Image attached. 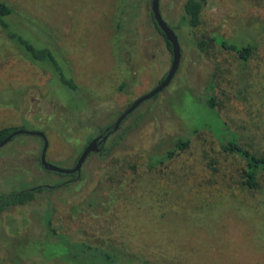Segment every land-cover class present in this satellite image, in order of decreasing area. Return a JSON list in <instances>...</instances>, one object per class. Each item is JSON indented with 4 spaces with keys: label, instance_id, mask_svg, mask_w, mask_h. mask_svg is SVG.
<instances>
[{
    "label": "rangeland",
    "instance_id": "rangeland-1",
    "mask_svg": "<svg viewBox=\"0 0 264 264\" xmlns=\"http://www.w3.org/2000/svg\"><path fill=\"white\" fill-rule=\"evenodd\" d=\"M0 1L13 8L15 29L50 49L77 86L69 90L0 29V130L43 132L56 167L73 168L91 139L171 68L152 0L127 8L126 0ZM186 1L160 0L182 49L173 82L123 123L104 154L87 158L78 180L43 168L38 136L19 135L0 149V194L68 183L0 214V264H65L59 245H47L49 214L58 235L152 264H264V174L248 191L243 163L221 151L211 130L194 133L204 125L218 132L222 119L264 155V0H206L195 32L183 22ZM213 34L245 37L258 49L248 63L214 44L201 53L197 39ZM214 85L218 110L207 106ZM177 139L190 147L151 168Z\"/></svg>",
    "mask_w": 264,
    "mask_h": 264
},
{
    "label": "trees",
    "instance_id": "trees-1",
    "mask_svg": "<svg viewBox=\"0 0 264 264\" xmlns=\"http://www.w3.org/2000/svg\"><path fill=\"white\" fill-rule=\"evenodd\" d=\"M205 3L206 0H187L184 5L183 22L193 32H195L202 25V13ZM130 4V0H126L123 6L127 8ZM13 14V8L5 2L0 1V29L4 35L20 49H22V51L26 53V55L33 62H42V64L45 63L43 65H45L48 69H52L54 74L59 77L65 87L69 90H76V85L73 83L72 78L65 74L64 67L56 59L55 54L48 48L39 49L32 41L24 37L18 30L15 29V26L10 21V17ZM153 21L156 29L164 37L166 44L171 51L170 43L166 40L154 18ZM172 29L174 30V28ZM240 40L241 41L238 42L236 40H229L223 36L213 34L211 37L197 39L195 46L201 53H205L209 45L214 44L227 52L235 54L242 63H248L257 51L258 46L250 42L249 39H245V37ZM213 78L214 80L216 79L215 75ZM214 92L215 85L212 86V94H210L207 100V106L211 109L218 110ZM219 118L221 119L220 116ZM221 124V130L218 132L213 131V128L210 125H204L196 128L194 133L203 129L211 130L219 142L221 151L239 159L243 163V168L241 170L242 186L248 191H255L260 185L261 174H264V155H256L251 152V150L241 142L239 134L232 131L226 121L221 119ZM15 130L17 129H1L0 142L7 138ZM190 145L191 141L189 139H177L174 142L173 149L168 150L164 157H158L157 160H152L153 162L150 167L155 168L157 165L164 164L165 161L173 160L176 155L187 150ZM104 153L105 151L102 154ZM71 177H73V181L80 178H78L77 175H72ZM66 184L68 183H63L53 187L38 186L2 193L0 194V214L17 206L22 207L29 205L37 199L39 194L43 192L52 193L55 188ZM45 224L51 239H53V242L48 243L47 245H59L61 250L60 255H57L58 257L53 256V258L57 257L65 264H152L147 260L138 258L134 254L117 247H104L87 242H74L65 235H58L52 228V214H49V216L45 219Z\"/></svg>",
    "mask_w": 264,
    "mask_h": 264
},
{
    "label": "water",
    "instance_id": "water-1",
    "mask_svg": "<svg viewBox=\"0 0 264 264\" xmlns=\"http://www.w3.org/2000/svg\"><path fill=\"white\" fill-rule=\"evenodd\" d=\"M152 14L153 18L164 34L166 40L170 43L171 45V53L173 56L172 60V65L171 68L166 75V77L151 91L148 93L140 96L138 99H136L131 106L124 111L120 117L117 119L115 122L113 129L110 131L109 134L107 135H101L94 140H92L86 149L83 151L81 154L80 158L78 159L76 165L71 168V169H63L56 167L52 164H50L47 159V151L49 148V141L46 137V135L43 132H38V131H29L25 129H18L17 131H14L11 133L7 138H5L3 141L0 142V149L9 144L15 137L19 135H31V136H38L44 140V148L42 150V154L40 157L41 165L43 168L49 172L57 173V174H62V175H77L79 178L82 172V168L84 163L86 162L87 158L94 153H99L102 149L99 147L100 144H105L109 135L117 132L123 122L129 117L130 114H132L134 111H136L143 103L154 99L161 93H163L173 82L175 76L177 75L180 64H181V59H182V49L179 41V37L177 36L176 32L168 25V23L164 20V17L161 13L160 9V0H152Z\"/></svg>",
    "mask_w": 264,
    "mask_h": 264
},
{
    "label": "flooded vegetation",
    "instance_id": "flooded-vegetation-1",
    "mask_svg": "<svg viewBox=\"0 0 264 264\" xmlns=\"http://www.w3.org/2000/svg\"><path fill=\"white\" fill-rule=\"evenodd\" d=\"M152 15H153V14H152ZM60 63H61V62H60ZM72 81H73V79H72ZM73 83L75 84L74 81H73ZM75 85H76V84H75ZM71 91L76 92V91H77V86H76V90H71ZM130 106H131V105H130ZM130 106H129V107H130ZM129 107H128V108H129ZM128 108H127V109H128ZM139 108H140V107H139ZM139 108H138V109H139ZM127 109H126V110H127ZM138 109H137V110H138ZM126 110H124V111H126ZM137 110H136V111H137ZM124 111H123V112H124ZM136 111H134L132 114H130L129 117H131ZM123 112H122V113H123ZM122 113H121V114H122ZM121 114H120V115H121ZM120 115L118 116V118L120 117ZM129 117H128V118H129ZM118 118H117V119H118ZM128 118H127V119H128ZM117 119H116V121H117ZM127 119H126V120H127ZM126 120H125V121H126ZM116 121H115V122H116ZM125 121H124V122H125ZM115 122L112 123L111 125H108L107 127H105L102 131H99L98 135H97L96 137H94L93 139H91V141L94 140L95 138L101 136V135H104V136H105V135L109 134L110 131L113 129V126H114ZM124 122H123V123H124ZM122 125H123V124H122ZM122 125H121V127H122ZM121 127L119 128V130L121 129ZM21 129H22V128H21ZM119 130H118L117 132H115V133L109 135V137H108L106 143L108 142V140H109L113 135L117 134V133L119 132ZM41 139H42V138H41ZM42 140H43V139H42ZM91 141H90V142H91ZM43 142H44V140H43ZM90 142H89V143H90ZM89 143H88V144H89ZM106 143H105V144H106ZM88 144H87V146H88ZM105 144H100L99 147H100L102 150H101L99 153H97V154H102V153L105 151ZM87 146H85V149H86ZM43 148H44V146H43ZM85 149H84V150H85ZM42 150H43V149H42ZM82 153H83V152H82ZM82 153H81V154H82ZM41 154H42V152H41ZM91 155H92V154H91ZM80 156H81V155H80ZM40 157H41V156H40ZM79 158H80V157H79ZM79 158H78V159H79ZM77 161H78V160H77ZM77 161H76V163H77ZM40 163H41V161H40ZM75 165H76V164H75ZM66 176H68V175H66ZM69 176L71 177L72 175H69ZM71 181H73V179H72Z\"/></svg>",
    "mask_w": 264,
    "mask_h": 264
}]
</instances>
